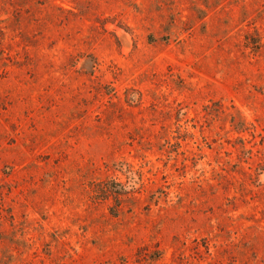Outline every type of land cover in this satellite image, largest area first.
Instances as JSON below:
<instances>
[{
  "label": "rangeland",
  "instance_id": "1",
  "mask_svg": "<svg viewBox=\"0 0 264 264\" xmlns=\"http://www.w3.org/2000/svg\"><path fill=\"white\" fill-rule=\"evenodd\" d=\"M0 264H264V0H0Z\"/></svg>",
  "mask_w": 264,
  "mask_h": 264
}]
</instances>
